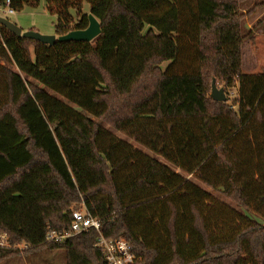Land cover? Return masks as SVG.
<instances>
[{
  "label": "trees",
  "instance_id": "trees-1",
  "mask_svg": "<svg viewBox=\"0 0 264 264\" xmlns=\"http://www.w3.org/2000/svg\"><path fill=\"white\" fill-rule=\"evenodd\" d=\"M44 1L56 36L88 14L101 32L49 46L0 24V237L28 247L0 246V261L48 248L106 264L94 231L45 239L79 204L142 264H264V72L241 61L264 0ZM212 78L236 87L231 103L210 98Z\"/></svg>",
  "mask_w": 264,
  "mask_h": 264
},
{
  "label": "rangeland",
  "instance_id": "rangeland-1",
  "mask_svg": "<svg viewBox=\"0 0 264 264\" xmlns=\"http://www.w3.org/2000/svg\"><path fill=\"white\" fill-rule=\"evenodd\" d=\"M262 0H246L243 2L244 11L247 10L248 7H251L254 3L260 2ZM0 17L7 18L12 23L16 24L23 30H27L30 28L35 29V31L39 32L42 35H53L54 33V23L56 21V17L47 12L46 4L44 0L39 1V5L35 9L25 8L20 12H15L13 15L5 14L0 11ZM259 19V20H258ZM254 25L255 29L263 28V31H257L253 38L246 39L241 47V61H242V71L254 74L258 72H264V9H257L248 15L247 19L244 21V25L247 28V25ZM167 64L162 65V69L164 70ZM9 67L16 71V67L13 65H9ZM213 79V78H212ZM211 82L209 81V88L211 89ZM216 82L217 88H223L226 96L231 103L236 97V87L233 88H225L221 85L220 82ZM211 91V90H210ZM90 119L99 122V120L90 117ZM105 127H108L107 122L103 124ZM111 131L118 138L126 140L130 142L135 148L141 149L143 152L149 153L144 147L137 144L133 141V139H129L123 133L116 131L111 128ZM188 178L194 183L198 184L203 189L210 191V193L227 203L228 205L235 207L234 204L224 198L221 194L210 190L206 185L197 180L193 175H189ZM81 207L79 204L72 205L71 209ZM66 256L65 251L63 249H40L28 252L26 254H12L0 261V264H65Z\"/></svg>",
  "mask_w": 264,
  "mask_h": 264
},
{
  "label": "built area",
  "instance_id": "built-area-1",
  "mask_svg": "<svg viewBox=\"0 0 264 264\" xmlns=\"http://www.w3.org/2000/svg\"><path fill=\"white\" fill-rule=\"evenodd\" d=\"M3 11L5 14L13 15L15 12L9 8V1ZM66 228L62 231L48 230L45 236L47 242H63L76 235L94 231L96 233L95 247L103 252L106 264H142L141 257L133 251L129 242L123 238L107 239L101 231V220L91 216L83 206L70 208L69 216L65 221ZM0 246L8 248L27 249V246H11L7 243L5 236L0 237Z\"/></svg>",
  "mask_w": 264,
  "mask_h": 264
},
{
  "label": "water",
  "instance_id": "water-1",
  "mask_svg": "<svg viewBox=\"0 0 264 264\" xmlns=\"http://www.w3.org/2000/svg\"><path fill=\"white\" fill-rule=\"evenodd\" d=\"M0 24L9 32L18 37L34 40L49 46L54 45L56 42H90L101 32L99 22L91 14H88V26L86 29L70 31L67 34L61 36H56L55 34L42 35L39 32L33 30L23 31L16 24L3 17H0ZM210 98L216 102H226L228 99L224 89L216 87L215 79H212L211 82Z\"/></svg>",
  "mask_w": 264,
  "mask_h": 264
},
{
  "label": "crops",
  "instance_id": "crops-1",
  "mask_svg": "<svg viewBox=\"0 0 264 264\" xmlns=\"http://www.w3.org/2000/svg\"><path fill=\"white\" fill-rule=\"evenodd\" d=\"M262 9H264V8H262ZM262 9H260V10H262ZM2 12H3V11H2ZM258 20H259V19H258ZM247 28L253 30V31H254V35L257 33V31H263V30H262V29H263L262 27H261V28H258V29H257V28L255 29L254 25H253V27H252V25L250 26V24L247 25ZM27 30H28V29H27ZM256 30H257V31H256Z\"/></svg>",
  "mask_w": 264,
  "mask_h": 264
}]
</instances>
